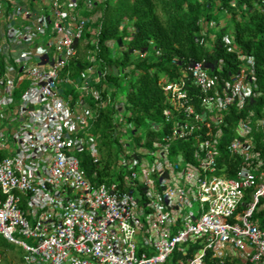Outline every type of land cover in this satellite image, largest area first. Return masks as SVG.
Here are the masks:
<instances>
[{"label": "built area", "instance_id": "2783aa9c", "mask_svg": "<svg viewBox=\"0 0 264 264\" xmlns=\"http://www.w3.org/2000/svg\"><path fill=\"white\" fill-rule=\"evenodd\" d=\"M85 7L93 0H0V234L23 249L20 264H264L254 56L227 33L236 69L203 58L164 80L162 121L135 143L120 117V157L94 180L104 164L92 125L113 100L95 85L106 76L95 51L76 63L99 32ZM85 153L98 163L90 176Z\"/></svg>", "mask_w": 264, "mask_h": 264}, {"label": "trees", "instance_id": "16d2710c", "mask_svg": "<svg viewBox=\"0 0 264 264\" xmlns=\"http://www.w3.org/2000/svg\"><path fill=\"white\" fill-rule=\"evenodd\" d=\"M100 7L103 11L95 22L99 31L96 44L89 42L88 31L86 50L76 63L86 67L85 56L92 49L96 66L106 72L95 85L100 89L105 85L103 94L109 89L113 103L99 107L92 125L105 148L118 141L115 124L120 117L137 126L147 124V133L152 132V126L162 121L169 105L163 81L183 75L190 61L206 58L214 62L223 58L227 70L236 69L237 52H229L223 42L227 33L233 35L236 51L255 58L260 94L251 105L257 112L264 108V0H94L93 10L85 16L92 17ZM223 17H228L225 25H221ZM212 21L215 27L210 26ZM122 46L118 55L116 48ZM136 53L139 59L133 63ZM88 104L95 106L91 100ZM111 155L112 150H107L105 163L98 168L94 180L111 178ZM81 165L89 176L98 167L86 153L81 156ZM4 245L10 244L0 242V246ZM177 257L176 254L165 264H177Z\"/></svg>", "mask_w": 264, "mask_h": 264}, {"label": "rangeland", "instance_id": "374dc122", "mask_svg": "<svg viewBox=\"0 0 264 264\" xmlns=\"http://www.w3.org/2000/svg\"><path fill=\"white\" fill-rule=\"evenodd\" d=\"M94 1V0H93ZM93 10V7L92 8H88V7H85L83 8L82 12L83 13H86L87 11H92ZM102 11H103V8L100 7L97 11L96 14L93 15V18L90 20L89 22V26L90 27H94L95 26V22L97 20L98 17L101 16L102 14ZM227 21H228V17H223L221 19V25H225L227 24ZM216 26V24H214ZM116 48V47H115ZM119 49V50H118ZM116 48L117 52H118V55H119V52L123 49V46L122 48ZM85 45L82 46V54L83 52H85ZM138 54H134L133 55V63L135 61H138ZM83 94V90L80 91V95ZM123 94V93H122ZM121 94V100L123 99V96ZM86 101H90V98L87 97L86 98ZM118 105V103H116ZM133 125L131 126V128L129 129V133L131 134H128V135H125V134H122L121 138L123 139H127V138H130L132 140V142H138V141H143L147 138V124H143V125H140V126H137L136 124L132 123ZM133 130H136V133L135 135H132V131ZM99 145L102 147L101 148V151L99 153V156L101 157L100 159V165L102 166L105 162V157H106V151L111 149L112 150V155L111 157H113V159H119L120 157V144L117 143V142H112L110 145H108L106 148L103 146V144L101 143V141L99 140ZM104 147V148H103ZM148 158H150L148 156ZM171 160L172 162L175 164L178 159L176 157H171ZM196 207V206H195ZM196 209V208H195ZM5 238L0 234V242L2 244H4L5 242ZM7 242V241H6ZM8 243V242H7ZM25 252L23 251L22 248L16 246V245H8L7 246H0V264H20V260L23 259V256H24Z\"/></svg>", "mask_w": 264, "mask_h": 264}]
</instances>
